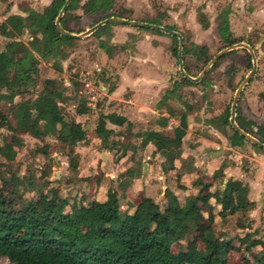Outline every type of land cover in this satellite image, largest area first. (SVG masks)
<instances>
[{
    "label": "trees",
    "instance_id": "obj_1",
    "mask_svg": "<svg viewBox=\"0 0 264 264\" xmlns=\"http://www.w3.org/2000/svg\"><path fill=\"white\" fill-rule=\"evenodd\" d=\"M52 0L42 10L28 9L27 15L12 14L0 21V33L10 39L5 48L0 50V103L9 106L15 122L0 106V128L9 131L7 136L0 138V258H7L8 264H231L230 253L241 251L240 264H264V236L259 228L252 229V224H245L242 219L248 218V213L256 203L249 199V185L240 179L230 178L224 184V170L218 169L211 182L200 185L196 194H189L184 202L169 187L166 188L162 203L145 196L133 212L123 211L119 193L109 188L104 201H94L86 204L85 200L70 201L67 197L58 195L51 198L52 187L47 190L50 180L42 170L36 174V166H27L26 176L21 175V163L17 161L18 149L25 142L23 133H29L37 139L53 135L69 149L70 167H79L78 152L75 148L87 138V131L80 122L67 120L61 103L67 96L56 79H46L42 89L35 97L26 96L30 89L39 84L41 61H54L53 65L62 71V61L68 57L64 46H69L79 39L65 35L57 26V20L63 8L65 12L60 18L61 26L72 33L69 26L71 12L82 7L87 15H103L105 19L123 17L113 9L116 0ZM229 11L218 16L219 35L227 46L241 43L243 40L233 36ZM199 21L203 28L210 26L206 14L200 12ZM104 20V19H103ZM148 23H162L148 20ZM111 23L101 26L92 34L108 29ZM94 26V25H93ZM164 27L173 32L170 34L173 45L172 53L179 57V33L175 25ZM163 33L161 30L147 28ZM29 34L28 42L21 37ZM102 49L110 52L105 40L99 42ZM196 49L208 54V47L193 44L189 48L185 43L183 56L196 53ZM249 54V53H248ZM250 55V54H249ZM226 54L218 58L211 70L220 63ZM209 60H207L208 62ZM187 74L192 75L185 66ZM205 78L194 82L180 73V79L173 81V87L166 91L159 105L177 93V89L185 85L203 84ZM112 85L109 91H115ZM20 100L16 101V98ZM264 106V92L260 94ZM240 102V101H239ZM188 108L191 106L185 103ZM91 105L85 100L78 105L77 113L87 114ZM168 115H160L157 123L166 127L170 118L175 115L167 108ZM189 112L184 110L179 116V124L174 127L173 135L169 136L155 130L130 133L141 138V144L129 140L112 139L115 130L109 128L108 122L118 126L132 127L124 115L116 112L100 113L95 129V137L101 141L103 149L114 152L118 161L129 150L134 153L145 148L149 143L156 146L155 153L163 158L175 161L182 154L184 139L189 128ZM231 109L228 108L218 116L214 125L227 135L231 146H243L247 142L259 150L264 148L249 141L230 123ZM236 122L246 133L256 136L264 143V122L256 121L243 115L240 103L237 106ZM213 123V120H211ZM62 125V126H59ZM38 154L49 156V145L38 148ZM165 170L168 169L164 166ZM144 171L143 164L137 162L134 166L119 174V180L130 185ZM38 179H45L42 186L36 184ZM217 183L215 191L211 187ZM199 186L198 184H194ZM180 188H186L180 184ZM28 194L34 193L32 196ZM211 199L222 206L219 216L225 220L228 216L241 213L237 219V229H244V234H238L237 241L243 243V249L233 238L218 237L215 228V215L212 213ZM208 213V216H206ZM205 224L199 228L203 247L196 243L184 245L192 227ZM259 236V237H258ZM179 249L173 251V246ZM261 247L260 251L254 249Z\"/></svg>",
    "mask_w": 264,
    "mask_h": 264
},
{
    "label": "rangeland",
    "instance_id": "obj_2",
    "mask_svg": "<svg viewBox=\"0 0 264 264\" xmlns=\"http://www.w3.org/2000/svg\"><path fill=\"white\" fill-rule=\"evenodd\" d=\"M213 1L214 3L211 2L208 5L207 3L210 2L208 0L206 6L199 9L198 7L202 3H195L193 0H116L115 2L113 10L123 16L120 18L144 22L153 20L162 23L163 26L166 24L175 25L179 33L184 35V43L189 48H192L193 44H198L199 47H208L207 55L202 50L196 49L195 54L190 53L183 56L182 66L179 64V57H176L171 51L173 40L168 32L159 33L144 27L115 22H112L104 31L91 33L73 41L69 46H64L68 57L62 61V71L55 68L54 61H41L39 84L35 89H30L26 96L35 97L36 92L42 89L46 79H56L67 96L61 103L66 119L80 122L87 131V139L80 142L75 148L78 152L79 167L74 170L70 167L69 149L55 136L50 135L40 140L29 133H23L25 144L18 149L17 157V161L21 163L22 167L21 175L27 178V166H36L38 176L41 175L42 170L48 174L50 183L44 189L53 188L51 198H56L60 194L70 201H82L83 199L86 204H89V196L93 194L90 187L99 185L109 170L107 162L104 161V157L108 156L106 153L108 150L103 149L101 141L95 137L98 118L102 112H120L129 116L140 113V120L148 128V124L155 125V120L162 113H167L168 107L175 113L170 118L172 127L179 124V116L184 110H188L189 128L185 138L190 134L194 139H200V136L206 135L220 142L216 139L217 136L209 130L212 128L217 130L214 126L218 123L216 118L228 108H232L237 90L255 65L257 68L240 95V107H245V101L254 104L256 102L253 101L254 97L258 96L260 99V94L264 92V14L258 13L257 19L250 18L253 7L264 9V0L257 1V4L248 2L244 6L241 5L238 12L233 10L231 4L227 5L219 0ZM51 2L52 0H0V19L4 20L7 9L11 6H14L12 11L27 15L26 10L40 11ZM84 2L85 0H82L81 4ZM230 7L234 13L229 16L232 34L234 37L242 39L241 43L253 47V54L245 47L227 46V43L219 35L218 16L229 11ZM83 12L82 7L71 12L69 26L74 30L85 32L105 19L106 16V14L87 15ZM200 12L205 13L210 21V26L206 29L199 21L198 14ZM249 14L250 17L247 19ZM21 38L24 42H28L29 34H25ZM102 40L106 41L110 52L100 47L99 42ZM9 41L10 39L0 34V50L4 49ZM225 49L230 50L224 53L226 56L222 58L215 69L209 72L212 65L202 76L205 78L203 84H183L167 103L159 105L166 91L173 87V81L180 79L182 68L185 70V66L188 67L191 76L198 77L213 58ZM207 60L209 61L207 62ZM121 72L124 73L122 89H118V93L113 95L109 89L112 85L116 88L120 87ZM3 90L0 87V91ZM109 96H119V98L110 99ZM130 99L138 108L132 109L123 101ZM16 100H20V97H17ZM85 100L91 102V107L87 114L80 115L77 113V108ZM185 103L191 107L188 108ZM133 104L131 106L134 107ZM0 106L14 123L15 119L9 106L5 103H0ZM143 107H150L155 112H152L151 109H143ZM254 108L257 111L256 106ZM142 113L146 115H142ZM59 126L62 125L59 124ZM142 129L144 126L139 130L142 131ZM125 131L124 127L115 129L112 139L120 140ZM8 134L9 131L6 128H0V138ZM124 136L127 142L130 139L134 143L139 142L138 137L131 136L130 138L129 133ZM45 144L49 145V156L37 153L38 148ZM249 145L253 146L247 142L246 146ZM111 154L115 160V153L111 152ZM171 178L170 175L169 179ZM44 181L45 179H38L36 184L42 186ZM33 194L27 193V196ZM155 200L162 203L159 195L155 197ZM121 204L125 205V202L121 200ZM238 218L234 216L222 221L217 217L218 221L216 222L218 223L215 228L218 237L233 238L234 242L243 249L245 245L237 241V236L241 233L237 229ZM242 220L245 221V224L251 223L249 217ZM259 225L263 226L264 221ZM254 226L252 225V229L256 228ZM202 227H205V224L194 225L183 244L196 243L199 247H203L199 233V228ZM259 230L264 236V229L259 227ZM178 249L179 245L173 246V251L176 252ZM241 256L242 250L231 252L230 263L240 264ZM0 264H8V259L0 258Z\"/></svg>",
    "mask_w": 264,
    "mask_h": 264
},
{
    "label": "crops",
    "instance_id": "obj_3",
    "mask_svg": "<svg viewBox=\"0 0 264 264\" xmlns=\"http://www.w3.org/2000/svg\"><path fill=\"white\" fill-rule=\"evenodd\" d=\"M193 1H195V3H202L198 7V9L204 8L206 6V3L208 2V0ZM257 1L259 0H219V2L225 4L227 3V5L231 4L235 12L240 11L239 9H241V5L244 6L248 2L257 4ZM211 2L214 3L213 0H210V2H208L207 4L209 5V3ZM9 9H7V13L5 14L6 17L4 18V20L12 14H20L16 11H12L14 9V6H11V8ZM260 9L257 7H253L252 11L250 12L252 17H250L249 14V16H247V19L249 17L251 19H257L258 13L264 14V9H261V12ZM229 12V16L231 14H234L232 13V8L229 9ZM4 20L0 19V21ZM231 31L233 30L231 29ZM120 75V87L116 88L115 91H113V95H116L118 93V89H122L121 87L122 82H124V73L121 72ZM159 80L161 81V79ZM109 97L110 99L119 98V96ZM123 101L126 102L128 104V107L132 109H134L135 107L138 108L137 105L133 104L134 102H132L131 99ZM253 101L256 102L254 104H251L249 101H245V107H241L243 115L249 119L256 121L258 124L263 123V103L258 98V96L256 98L254 97ZM132 104L134 105V107L131 106ZM89 105H91V102H89ZM255 106L257 108V111L254 108ZM143 109L151 108L143 107ZM152 112L155 111L152 110ZM116 113L121 114L120 112ZM165 114L167 113H162L161 115ZM121 115H124L128 118V120L132 124V127H128L126 124L124 126H118L110 122H108L107 126L114 130L124 127L127 131H125L124 134L129 133V136L131 132L137 133V131L143 126L144 129H142V131L155 130L169 136L173 135L174 127L170 125L171 122H169L168 126L163 127L157 123V118L155 120L156 124H148L149 126L147 128L145 127L144 122L140 120V113L138 115L134 114L132 116L123 113ZM142 115L146 114L142 113ZM215 130L216 129L212 128L209 131L211 133H214L217 136L216 139L220 140L221 143L219 141L211 139V137H208L206 135L200 136V139H194V137L191 136L192 134H190V136L188 135L187 138L184 139L182 154L175 161L167 160L163 158L159 153H155L156 146L152 143H149L143 149H138L135 153L132 150H129L118 161L114 160V156L110 151H107L106 153L108 156L104 157V161L105 163L107 162L109 170L106 172L105 178L100 181L99 185H97L96 187L92 185L90 187V191L93 194L89 196L90 199L88 197V199L90 200L88 203L91 204L94 201H104L107 198V192L109 188H114L119 193L120 202L121 200L125 202V205L121 204L123 211L133 212L140 200L145 196H149L155 199V197L159 195V199L162 200L167 187L171 188L178 195L181 202H184L185 198L189 194H196L199 191L200 185L211 182L215 171L222 168L225 173L223 186H225V183L230 178L240 179L244 183L249 185V199L255 202L256 205L248 213V217L251 221V224L255 225L254 227H261L262 229H264V225H259L262 221H264V151L259 150L251 145L246 146L247 143L243 146H231L229 138L218 129L216 131ZM124 134H122L120 140H122L123 142H127ZM140 144L141 138H139V142H137V145ZM218 152L221 153L217 154ZM136 162H140L143 164L144 171L141 177L135 179L133 183H131L130 185H125L119 180V174L126 170L128 167L134 166ZM164 166H166V168L168 169L167 171L165 170ZM170 175L172 177L171 179H169ZM195 183L199 186H195ZM180 184L184 185L186 188H180ZM216 187L217 183H215L214 186L211 187L210 191H215ZM210 202L212 206V213H214L215 215L216 225L218 223L216 222L218 221L217 217H219V219L223 221V219L219 216V212L222 209V206L220 204H217L215 202V199H211ZM206 216H208V213H206ZM234 216L238 218L241 216V213L228 216V218ZM238 230L242 234L246 232V230L244 229ZM260 249L261 247L256 248L257 251H260Z\"/></svg>",
    "mask_w": 264,
    "mask_h": 264
},
{
    "label": "water",
    "instance_id": "obj_4",
    "mask_svg": "<svg viewBox=\"0 0 264 264\" xmlns=\"http://www.w3.org/2000/svg\"><path fill=\"white\" fill-rule=\"evenodd\" d=\"M72 0H67L66 5H68ZM65 12V8H63L61 15L59 16L58 20H57V26L58 28L65 34V35H70V36H75L78 38L81 37H85L91 33H93L94 31H96L98 28H100L103 25H106L108 23H121V24H127V25H132V26H137V27H144V28H152V29H157V30H161V31H165L168 32L170 34H172L173 32L168 31L164 26L161 25H156V24H152V23H148V22H144V21H138V20H128L125 18H118V17H111V18H107L104 19L102 21H100L99 23H97L96 25L92 26L91 28H89L88 30H86L85 32L82 33H72L69 32L67 30H65L60 23V18L62 17V15ZM179 64L182 66L183 64V47H184V38L182 35H179ZM232 47H245L249 50V52L251 54H253L254 49L253 47H251L248 44L245 43H237L235 45H233ZM230 49H225L221 52H219L214 58L213 60L208 64V67L203 71V73L198 76V77H193L189 74H187V72L184 70V68L181 69L182 74L186 77H188L189 79L195 81V82H199L202 78V76L205 74V72L207 71V69L209 67H211L215 61L218 60L219 57H221L224 53H226L227 51H229ZM256 65L253 67V69L251 70L250 74L248 77L245 78L244 82L240 85L239 89L237 90V93L234 97V101L232 104V108H231V117H230V123L234 126V128L242 135H244L249 141H251L252 143L261 146L264 148V143L262 141H260L259 139H257L256 137L250 135L249 133H246L243 129H241L239 127V125L236 122V112H237V106L239 103V99H240V95L242 93V90L245 86V84L248 82V80L250 79V77L254 74L255 70H256ZM221 152H218L217 154H220Z\"/></svg>",
    "mask_w": 264,
    "mask_h": 264
}]
</instances>
